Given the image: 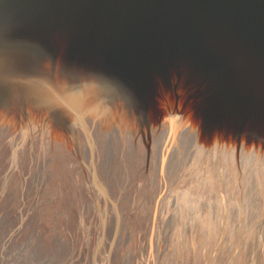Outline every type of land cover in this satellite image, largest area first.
<instances>
[{"label":"water","instance_id":"obj_1","mask_svg":"<svg viewBox=\"0 0 264 264\" xmlns=\"http://www.w3.org/2000/svg\"><path fill=\"white\" fill-rule=\"evenodd\" d=\"M71 39L102 59L112 58V75L119 72L112 95L116 98L117 88L127 84L131 100L127 109L135 119L146 113V148L150 150L155 143V136L152 140L148 137L149 128L158 130V126H152V114L160 117L165 139L169 135L173 139L169 141L173 151L167 162L177 149L191 159L189 142L195 144L194 136L199 131V142L211 146L206 156H214L215 149V156L220 152L219 162L227 168L223 179H227V172L230 185L240 192V211L247 213L252 188L264 196V0H0V154L2 151L6 159L0 175L21 152L30 165L39 170L47 168L48 177H55L53 182L64 183L57 180L61 177L67 181L69 172L73 173L63 164L69 163L67 156L78 140L87 145L95 167V150L83 115L92 109L87 119L93 128L100 104L87 107L91 102L79 99L75 92L74 108L57 82L60 71L53 54L54 43ZM42 53L47 54L51 64L50 92L63 108H55L43 91L39 100L44 118L51 121V130L47 124L42 130L36 129V122L27 130L26 89L43 66ZM167 63L176 67V84H169L171 92L180 85L182 99L178 107L169 97L167 107L160 108V103L157 110L154 107L158 103L150 92L157 84L163 90L168 86L162 84L165 78L161 79L164 76L160 71ZM107 72L102 77H107ZM39 88L43 90L41 85ZM138 91L144 96L141 102L135 98ZM125 109L123 106L119 120L126 125ZM114 112L117 128L119 121ZM33 114L36 116L35 111ZM172 118L177 121L171 124L170 133L166 127ZM99 127L96 121L93 137L98 143ZM136 131L141 135L137 126ZM137 140L136 147L142 149V139ZM146 148L142 152L147 153ZM53 150L62 154L59 160L52 157ZM252 164L255 168L243 173L246 165ZM186 173L184 183H193V176ZM16 183L23 180L17 178ZM61 187L68 188L65 183ZM27 195L18 196L17 206H22Z\"/></svg>","mask_w":264,"mask_h":264},{"label":"rangeland","instance_id":"obj_2","mask_svg":"<svg viewBox=\"0 0 264 264\" xmlns=\"http://www.w3.org/2000/svg\"><path fill=\"white\" fill-rule=\"evenodd\" d=\"M54 45L53 54L57 71H60L59 74L57 73V82L59 88L62 87L60 89L63 94L70 97H68L70 104L75 108L73 103L75 92L78 93L79 99L84 98L85 102H91L86 105L87 107L100 104L98 109L100 112L98 111L94 118L93 128L90 127L87 119L92 109L86 110L83 115L91 141H94L96 158L98 157L95 159L96 174L93 155L87 145L79 140L75 142L74 151L67 156L69 163L63 164V167H71L74 174L69 172L67 181L56 177L60 179L57 180L58 182H64L69 189L66 187L62 189L61 185L64 183L53 182L55 177H48L47 168L39 170L37 166L27 163L25 155L21 152L17 153L16 157L13 156L14 160L10 162V168L0 175V264H257L261 233L264 232V196L260 191L256 187L252 188L246 215L244 211L243 213L240 211V192L234 186L227 184L230 214L224 209V216L216 215L213 218L209 243L204 226L193 232L189 229L187 222L174 225L172 214L175 193L185 190L184 175L191 159H188L182 150L177 149L173 152L174 154H171L173 155L171 162H167L169 154L173 151L169 141L172 142L173 139L171 135L165 139L163 125L158 126V130L154 126L153 128L156 129L154 132L149 128L148 134L150 140L155 135H159L157 143L160 147L159 153L152 152L151 145L150 150L146 148L149 146L146 143L147 140L141 138L145 137L143 127L146 125V113L144 116L140 115V119H135L131 111H127L129 110L127 107L131 105L127 84L123 88V84L117 88L116 98L112 95L119 72L112 75L111 57L102 59L95 52L78 47L76 40L72 39L69 42L55 41ZM40 59H44L40 62L43 66L38 70V76H32V82L26 89L28 106L25 129L27 130L31 129L34 122L37 125L36 129L42 130L47 124L48 130H51V121L44 118L42 103L38 99V95L43 91L46 96L48 94L50 101L54 100L52 103L55 104V108L62 107L58 105L60 102L56 96L50 92L52 88L48 73L51 70V64L48 62L47 54L42 53ZM106 70L110 73L107 72V77L104 78L102 76ZM160 71L164 76L161 79L165 78L162 84H168V86L163 90L157 84V87H154L157 91L152 90L151 96L154 97L157 105L161 103L162 109L167 107L166 102L169 97L172 100L174 98L171 101L175 103V106L180 107L179 99L182 97L180 85L174 92L173 90L171 92L169 87V84H176L173 81V77L176 76L175 65L167 63L161 67ZM158 82L161 84V81ZM139 84H141L140 81ZM38 85H44L43 90L40 91ZM34 91L38 95L37 93L31 95ZM170 92L171 95H169ZM142 97H144L143 94L138 91L136 101L141 102ZM47 101L49 102L48 98ZM157 105L155 104L154 108L159 110ZM123 106L126 107L127 120H132L126 121V125L119 121ZM34 111L36 116L33 114ZM113 112L119 121L117 128L113 124ZM96 121H99L100 129L104 130L106 127V130H111V133L105 132L111 136L104 133L102 144H98L93 137ZM106 121H109L110 125L104 124ZM175 121L177 118L174 120L172 118L169 127H166L170 133L171 124ZM136 126H140L141 135L136 131L133 132L132 129H136ZM128 133L133 134L130 136L134 141L139 138L142 142L144 141L143 144L146 145H141V148L145 147L147 153L141 151V156L137 155L131 146L132 139L128 138ZM29 135L28 133L27 137H30ZM137 142L138 140L135 142L136 145ZM5 163L6 159L3 158L1 151L0 169ZM166 165L167 170L162 174ZM53 168L52 165L50 170L52 171ZM225 176H227L225 181L229 180L227 172ZM17 178L23 180V183L17 184ZM142 183L143 185H140ZM253 185L258 186L255 181ZM235 190L238 193L234 195ZM25 194H28V197L22 206H17L18 196ZM209 200L201 201L209 203ZM211 200L214 202L213 199ZM168 202L170 205L166 206ZM142 206L145 207L146 214L138 220L137 214ZM155 206L158 208H156L157 221L152 230L149 228L152 225V210ZM243 224H245L244 227ZM221 230L228 235L226 244L220 243L223 234ZM205 242L208 244L205 245ZM239 245L240 250L241 246L245 247L241 252H237ZM149 254H151L150 257H148Z\"/></svg>","mask_w":264,"mask_h":264},{"label":"bare ground","instance_id":"obj_3","mask_svg":"<svg viewBox=\"0 0 264 264\" xmlns=\"http://www.w3.org/2000/svg\"><path fill=\"white\" fill-rule=\"evenodd\" d=\"M45 54V53H44ZM45 56V55H44ZM42 58V57H41ZM44 60V59H43ZM42 60V61H43ZM49 60V59H48ZM45 61H47L45 59ZM49 62V61H48ZM42 64V63H40ZM168 66V65H167ZM47 67V66H46ZM50 69V68H49ZM45 70V69H44ZM47 70V69H46ZM48 71V70H47ZM47 73V72H46ZM110 73V72H108ZM49 74V73H48ZM46 76V74H44ZM46 78V77H45ZM48 78V77H47ZM38 80V79H37ZM36 80V81H37ZM32 82V81H31ZM43 82V81H42ZM50 82V81H49ZM39 82H37L38 84ZM45 83V82H43ZM142 83V82H141ZM36 84V83H35ZM33 85V84H32ZM39 86V85H38ZM44 86V85H43ZM42 86V87H43ZM46 87V86H45ZM121 87V86H120ZM30 88V87H29ZM41 88V87H40ZM123 88V87H122ZM121 88V89H122ZM156 88V87H155ZM46 89V88H45ZM34 90V89H33ZM123 90V89H122ZM121 90V91H122ZM156 90V89H155ZM47 91V90H46ZM157 91V90H156ZM38 92V90H37ZM65 92V91H64ZM161 92V91H160ZM34 93V92H33ZM50 93V92H49ZM155 93V91H154ZM159 94V93H158ZM157 94V95H158ZM34 95V94H33ZM38 95V93H37ZM176 95V94H175ZM39 96V95H38ZM67 96V95H66ZM125 96V95H124ZM141 96V95H140ZM174 96V95H173ZM179 96V95H178ZM31 97V96H30ZM54 97V96H53ZM69 97V96H68ZM67 97V98H68ZM127 97V96H126ZM175 97V96H174ZM180 97V96H179ZM70 98V97H69ZM143 98V97H142ZM157 98V97H156ZM29 99V97H28ZM32 99V98H31ZM39 99V98H38ZM52 99V98H51ZM73 99V98H72ZM166 99V98H165ZM182 97L179 99L181 100ZM36 100V99H35ZM155 100V99H154ZM174 100V98H173ZM172 100V101H173ZM54 101V100H53ZM38 102V101H37ZM72 102V101H71ZM159 102V100H158ZM40 103V101H39ZM74 103V102H73ZM167 103V102H166ZM181 103V102H180ZM33 104V103H32ZM36 104V103H35ZM41 104V103H40ZM179 104V103H178ZM55 105V104H54ZM129 105V103H128ZM28 106V104H27ZM33 106V105H32ZM127 106V105H126ZM159 106V105H157ZM180 106V105H179ZM31 107V106H30ZM34 107V106H33ZM60 108V107H59ZM35 109V108H34ZM110 109V107H109ZM105 111V110H104ZM113 111V110H112ZM111 111V112H112ZM130 112V110H127ZM126 111V112H127ZM30 112V111H29ZM41 112V111H40ZM110 112V110H109ZM107 113V112H106ZM106 113L105 116H106ZM30 114V113H29ZM111 114V113H110ZM33 115V114H32ZM100 116V115H99ZM140 116V115H139ZM144 116V115H143ZM107 117V116H106ZM111 117V116H110ZM131 117V116H130ZM141 117V116H140ZM139 117V119H140ZM100 118V117H98ZM108 119V118H106ZM128 119V118H127ZM100 120V119H99ZM131 120V119H130ZM128 120V121H130ZM120 121V120H119ZM127 121V122H128ZM132 121V120H131ZM151 121H152V126H161L159 124V116H156V115H151ZM28 122V121H27ZM139 122H142L139 120ZM96 123V122H95ZM119 123V122H118ZM144 123V121H143ZM142 123V124H143ZM146 123V122H145ZM171 123V122H170ZM103 124V123H102ZM107 125V124H106ZM145 126V125H144ZM121 127V126H120ZM125 127V126H124ZM140 127V126H139ZM169 127V126H168ZM126 128V127H125ZM145 128V127H143ZM119 130H121L119 128ZM133 132L136 131V129H132ZM142 130V129H141ZM169 130V129H168ZM105 132H108V133H111V130L110 129H107L106 130V127L104 130L100 129L99 128V135L101 138H99V143L102 144L104 143V133ZM129 132V131H128ZM108 133H105L106 135H109L111 136L110 134ZM127 133V132H126ZM124 133V134H126ZM135 133V132H134ZM137 133V131H136ZM199 133V131H198ZM197 133V135H198ZM129 134V133H128ZM127 134V135H128ZM142 134V133H141ZM122 135V134H121ZM133 134H129V137L128 138H131V136ZM136 135V134H135ZM196 135V134H195ZM197 135L194 136V142L195 144H192L191 142H189V145L190 147L192 148V157H191V160H190V164H189V167H188V170H187V173L186 175L188 176H193V183H190L188 182L186 187H185V190L181 193L177 192L175 193V205H174V208H173V214H172V223H174V225H177V224H181L182 222H184L183 224H185V222H187L188 226H189V229L193 232H196L199 227L201 226H204L205 230L204 232H207L205 234V236L208 238V243L209 241L211 240V237L209 235V232H211V228H212V220L213 218L216 216V215H225L223 212H224V209H226L225 211H229L230 210V206H229V201L228 200V191H227V184H230L231 182L230 181H225L223 178V173L224 171L227 170V168L221 164L219 161L222 159L220 158V152L218 154V157L215 156L217 154V150L214 148H212V150L215 151V154L214 156L211 157H207L206 156V151H209L208 148H210L211 146H207V142H204V143H201L199 142V139L197 138ZM144 136V134H143ZM156 137L154 138V142L153 145H152V148L151 150H153L152 152H155L156 153H159L158 151H160V147L158 146V138H159V135H155ZM125 137V136H124ZM136 137V136H135ZM142 138V137H141ZM196 138H197V142H196ZM30 139V138H29ZM144 139V137H143ZM192 139V137L190 138V140ZM221 141H225L223 137L220 138ZM229 140V138H227ZM80 141V140H79ZM137 141V140H136ZM133 139L131 141V146H133L134 150L137 152V155L139 156L142 149H140V147H136V144ZM78 142V141H77ZM94 142V141H93ZM144 142V141H143ZM98 143V144H99ZM188 143V142H187ZM83 144V143H82ZM130 144V142H129ZM145 144V143H144ZM149 144V143H148ZM79 145V144H78ZM95 145V143H94ZM146 145V144H145ZM98 146V145H97ZM144 146V145H143ZM197 146V148H195ZM81 147V146H80ZM94 147V146H93ZM224 147V146H223ZM76 148V147H75ZM79 148V147H78ZM95 148V147H94ZM127 148H128V145H127ZM148 149V148H147ZM146 149V151H147ZM84 150V149H83ZM98 150V149H97ZM96 150V151H97ZM211 150V151H212ZM224 152V150H222ZM146 153V152H145ZM75 154V153H73ZM153 154V153H152ZM79 155V154H78ZM149 155V154H148ZM62 154H60V152H57L55 153V151L53 150L52 152V157H54L55 160H59L61 158ZM84 156V155H82ZM81 156V157H82ZM98 156V155H97ZM146 156V155H145ZM153 156V155H152ZM155 157V156H154ZM165 157V160H166V155L164 156ZM222 157V156H221ZM78 158V156H77ZM98 158V157H97ZM96 158V159H97ZM82 159V158H81ZM80 159V160H81ZM84 159V158H83ZM82 159V160H83ZM142 159V158H141ZM149 159V157H148ZM154 160V159H153ZM223 161V160H222ZM74 162V161H73ZM83 162V161H81ZM152 162V161H151ZM154 162V161H153ZM152 162V163H153ZM171 162V161H170ZM72 163V162H71ZM84 163V162H83ZM155 163V162H154ZM77 164V163H76ZM80 164V162H79ZM68 165V164H67ZM85 164H83L84 166ZM170 165V164H169ZM241 165V164H240ZM239 165V166H240ZM72 166V165H71ZM87 166V164L85 165ZM242 168H243V165H241ZM248 168L247 169H243V173L245 172H248L250 170H253V168H255V164H252L251 167H249V165H246ZM151 168V167H150ZM232 168V167H230ZM241 169V167H239ZM167 170V166L163 168L162 170V174L165 173V171ZM233 171H235L236 169H234V167L232 168ZM149 172V171H148ZM150 173V172H149ZM232 173V171H231ZM150 175V174H149ZM147 176V175H146ZM148 179V178H147ZM142 180V179H141ZM144 180V179H143ZM140 185H143L140 184ZM231 186V185H230ZM180 187V185H179ZM184 187V186H183ZM142 195V194H141ZM147 195V194H146ZM145 195V196H146ZM139 195H137L138 197ZM143 197V195H142ZM173 197V196H172ZM140 198V197H139ZM163 198V197H162ZM169 198V197H168ZM173 198V199H174ZM137 199V198H136ZM205 199H210L209 200V203L206 201L205 203H203L202 201L205 200ZM213 199L214 202L211 200ZM145 200V198H144ZM165 200V199H164ZM168 200V199H167ZM172 200V199H171ZM202 200V201H201ZM141 201V200H140ZM173 201V200H172ZM143 202V201H142ZM171 202V201H170ZM137 203V202H136ZM135 203V205H136ZM139 204H141L140 202H138ZM137 203V204H138ZM159 203V202H158ZM165 203V202H163ZM169 203V202H168ZM157 205V204H156ZM159 205V204H158ZM157 205V206H158ZM163 205V204H161ZM167 205H170L169 204H166ZM157 206H155V208L152 210V222H151V228L149 229H152L155 227L156 225V221H157V212H156V208ZM172 206V205H171ZM243 206V205H242ZM149 207V206H148ZM147 207V208H148ZM161 207V206H159ZM165 207V206H164ZM170 207V206H169ZM171 208V207H170ZM134 209V208H133ZM158 209V208H157ZM163 209V208H162ZM169 209V208H168ZM135 210V209H134ZM149 210V208H148ZM165 210V209H164ZM159 211V210H157ZM166 211V210H165ZM170 212V210H168ZM166 211V212H168ZM150 212H151V209H150ZM164 212V211H163ZM160 213V211H159ZM162 213V211H161ZM146 214V209L145 207H140L139 211H138V214H137V219L138 220H141V218L144 217V215ZM229 214H230V211H229ZM163 215H165V213H163ZM171 215V214H170ZM264 215V214H263ZM160 216V215H159ZM160 220V219H159ZM159 222V221H158ZM263 222H264V216H263ZM159 224V223H158ZM245 226V224H243V227ZM142 227V226H141ZM223 231V234L221 236V241L220 243H225L227 242V234L224 232V230H221ZM151 235V234H150ZM153 240V239H152ZM208 243H204L205 245H207ZM151 244H152V241H151ZM244 244H246L244 242ZM260 248H259V253L257 255V264H264V232L261 233V241H260ZM245 247L241 246V250H240V245L238 246V249H237V252H241L244 250ZM151 253V251H150ZM151 254L148 255V257H150ZM124 264V263H123Z\"/></svg>","mask_w":264,"mask_h":264}]
</instances>
